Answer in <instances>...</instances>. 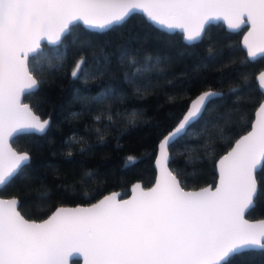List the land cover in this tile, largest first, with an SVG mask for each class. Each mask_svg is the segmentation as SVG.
<instances>
[{
    "label": "snow or ice",
    "instance_id": "obj_1",
    "mask_svg": "<svg viewBox=\"0 0 264 264\" xmlns=\"http://www.w3.org/2000/svg\"><path fill=\"white\" fill-rule=\"evenodd\" d=\"M137 11L153 24L181 29L187 42L202 40L212 20L222 19L231 30L250 25L243 40L247 59L264 57V0H0V192L11 186L30 161L27 152L8 147L9 138L30 134L29 130L44 133L50 124L22 102L23 95H35L41 84L33 73L42 66L30 67V54L41 50L42 41L62 43L80 24L110 30ZM87 46V42L80 45ZM102 59L106 64L107 58ZM86 63L84 57L77 61L71 72L74 79L83 73L86 82L103 67L100 60L94 69L85 68ZM129 63L138 61L133 57ZM150 63L151 58H145L140 68L126 73L127 81L135 82L150 70ZM258 79L264 95V72ZM248 84L235 85L227 93L204 91L192 99L176 127L159 142L155 163L160 176L155 185L145 191L140 183L135 184L130 199L118 200L113 193L90 207L57 208L41 223L21 215L18 198L0 199V264H67L75 254L85 264H231L246 251H264V220L249 223L244 219L264 192L256 176L264 166V103L252 130L219 161L215 191L211 187L185 191L167 168L169 147L188 134L208 105L233 95V104L238 106ZM114 94L115 89L109 88L96 96L77 94L76 98L90 109ZM134 117L132 113L130 118ZM107 119L112 121V115ZM137 159L128 156L125 164ZM85 177L91 178L88 173ZM194 177L195 172L189 178ZM36 196L46 200L50 193L37 192Z\"/></svg>",
    "mask_w": 264,
    "mask_h": 264
},
{
    "label": "trees",
    "instance_id": "obj_2",
    "mask_svg": "<svg viewBox=\"0 0 264 264\" xmlns=\"http://www.w3.org/2000/svg\"><path fill=\"white\" fill-rule=\"evenodd\" d=\"M244 29L230 32L221 22L210 23L202 40L186 44L180 32L166 33L135 12L122 26L99 32L80 25L62 43L43 44L29 57L30 67L42 66L33 73L41 81L39 90L25 94L24 100L41 118L49 116L50 124L42 134L15 135L13 146L28 151L30 161L1 196L17 197L23 215L40 220L60 204H90L112 190L128 195L135 180L151 186L157 144L192 97L205 88L227 93L248 81L238 106L233 95L214 100L188 134L169 147V167L183 187L216 183V158L250 128L254 110L264 98L255 79L264 68V57L247 59L240 43ZM74 37H79L75 44ZM85 42L88 46L81 48ZM81 57L87 60L85 68L94 69L97 60L103 64L86 82L83 73L78 79L71 75ZM133 57L138 63H129ZM145 58H151L150 70L129 83L126 73L140 68ZM109 88L115 89L114 96L90 109L76 98ZM97 115L101 119H95ZM128 156L138 159L125 164ZM194 172L195 177L189 178ZM256 176L264 189V166ZM43 191L50 196L38 200L36 193ZM246 216H264V192ZM231 264H264V251H246Z\"/></svg>",
    "mask_w": 264,
    "mask_h": 264
},
{
    "label": "water",
    "instance_id": "obj_3",
    "mask_svg": "<svg viewBox=\"0 0 264 264\" xmlns=\"http://www.w3.org/2000/svg\"><path fill=\"white\" fill-rule=\"evenodd\" d=\"M137 12H139L141 15H143L144 17H145V19H147L146 18V16L144 15V13L143 12H140V11H137ZM223 23V25H224V27H225V29L227 30V31H235V32H237V31H239L240 29H237V30H231V29H229L228 28V26H227V23L226 22H224L222 19H218V20H212V21H209L208 22V24H206V26H208V25H210V23H215V24H218V23ZM151 24L153 25V26H155V27H158V28H160V29H162V31H164V32H166V33H168V32H172V33H174V32H180L182 35H183V31L181 30V29H167V28H165L164 26H162V25H156V24H153L152 22H151ZM80 25H82V24H80ZM83 26V25H82ZM206 26H205V28H206ZM243 26H245V29L242 31L243 33L241 34V37H240V43H241V47H242V49H244L245 50V52L247 53V51H246V49L243 47V40H244V37L247 35V33H248V31L250 30V25H242L241 26V28L243 27ZM85 27V26H84ZM88 29V28H87ZM89 30H91V31H94V30H96V31H99V32H104L105 30H98V29H89ZM204 35V34H203ZM182 39H183V41H184V43H186V44H190V43H193V42H187V41H185L184 40V37H182ZM194 43H197V42H194ZM43 44H47V46H53V44H49L47 41H42L41 42V48H42V45ZM58 45V44H57ZM37 53V52H36ZM36 53H31L30 54V57L33 55V54H36ZM247 56V55H246ZM259 58V57H258ZM262 72H264V68H262L259 72H257L256 74L257 75H255V79H256V81H257V84H259V75H260V73H262ZM34 75V77L37 79V77L35 76V74H33ZM260 88V87H259ZM208 90H213V91H218L217 89H207V88H205V89H202V91H200L198 94H195L193 97H192V99H195L196 98V96H198V95H200L201 93H203L204 91H208ZM261 90V89H260ZM262 91V90H261ZM220 92V91H219ZM24 96L25 95H23L22 96V102L23 103H25V104H29V102L27 101V100H24ZM190 102H191V100L189 101V103H188V106L190 105ZM262 103H264V98L261 100V101H259V103L257 104L258 106L255 108V110H254V113H253V116H254V118H252V121H251V123H250V128H248L247 129V131H245L244 133H242V134H239L236 138V140H234L233 141V143L231 144V146H229L228 147V150L227 151H225L223 154H221V155H219L217 158H216V162H215V168H216V171H217V176H216V183H214L213 185H212V183H207V185H204V186H198L197 188H194V189H190L189 187H183L182 186V183H181V187H183L184 188V190L185 191H199L201 188H205V187H211V189L213 190V191H215V187L219 184V180H220V175H219V161L224 157V156H226L227 154H228V152H230L231 150H232V148H234L235 146H236V141L237 140H239L242 136H245V135H247V133L248 132H250L251 130H252V124H254L255 122H256V119H257V115H256V113L259 111V108H260V105L262 104ZM30 105V104H29ZM187 106V107H188ZM30 107H32V106H30ZM33 110V109H32ZM187 112V108H186V110H184V112H183V114H185ZM33 113L35 114V115H37V116H39V114L35 111L34 112V110H33ZM183 114H182V116H183ZM182 116L180 117V119H182ZM40 118H41V116H39ZM44 119H47V120H49L50 121V118H49V116H46V118H41V120H44ZM179 119V120H180ZM178 122L179 121H176V123L173 125V127L169 130V132L170 131H172V129L174 128V127H176V125L178 124ZM29 132L30 133H36L34 130H29ZM167 133L168 132H166V133H164V135H167ZM19 134V133H18ZM40 134H42V133H40ZM15 135H17V134H15ZM15 135L13 136V137H11V138H9V142H8V147H10L13 151H16V152H27L28 153V151H25V150H20L19 148H16V147H14L13 146V144H12V140L14 139V137H15ZM164 135H162V138L160 139V140H162L163 139V136ZM160 140H159V142H160ZM158 145H159V143L157 144V147H156V154H155V156H154V159H153V165H154V168H155V175H154V180H153V182H152V185L151 186H144V185H142V183L140 182V181H137V180H135V181H133V183L131 184V187L129 188L130 189V191H129V194L128 195H125V196H120V192L119 191H117V190H112L111 192H109V193H104L102 196H101V198H99V199H97V200H94V201H92V203H90V204H86V203H81V204H71V205H64V204H60L59 206H56L55 208H53L52 209V211H50V213L44 218H41L40 220H34L33 218H26L24 215H23V212H21L20 211V209H19V207L17 208V210L18 211H20V213H21V215H23L24 217H25V219H28V220H30V221H35V222H37V223H41V222H43V220H45V219H47L53 212H55L56 211V209L57 208H76V207H90L92 204H95V203H97L100 199H102L104 196H106V195H111V194H113V193H117L118 195H117V199L118 200H127V199H130L131 197H132V195H133V191H132V189H133V186L135 185V184H137V183H140L141 184V186H142V188H143V190H147V189H149V188H151V187H153L154 185H155V182H156V179L160 176V168L156 165V160H157V158L159 157V148H158ZM168 151H169V149H168ZM170 153V152H169ZM29 154V153H28ZM169 164H170V162H168V164H167V168H168V170L169 171H172L171 169H170V167H169ZM261 168H259L257 171H259ZM174 175H176V173H173ZM177 179L179 180V178H178V176H177ZM12 198H17V197H14V196H11V195H8L7 197H5V196H1V194H0V199H12ZM249 211H247L246 212V214L248 213ZM246 214H245V216H244V219H246L249 223H258L259 221H261V220H264V216L263 217H261V218H257V219H255V218H248L247 216H246ZM74 259H76L77 260V262H79V263H73L72 261L74 260ZM67 264H85V261H84V258L82 257V256H80L79 254H75V255H73L72 257H69V259H68V261H67Z\"/></svg>",
    "mask_w": 264,
    "mask_h": 264
}]
</instances>
